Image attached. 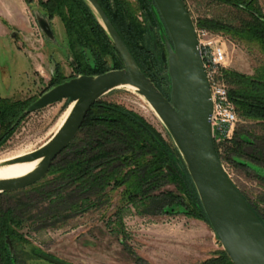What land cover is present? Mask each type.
Segmentation results:
<instances>
[{
  "label": "trees",
  "instance_id": "trees-1",
  "mask_svg": "<svg viewBox=\"0 0 264 264\" xmlns=\"http://www.w3.org/2000/svg\"><path fill=\"white\" fill-rule=\"evenodd\" d=\"M33 1L26 0L29 7ZM211 1L235 8L242 15L237 23L202 16L197 19V26L226 35L235 42L245 44L249 51L257 50L264 55V4L261 0ZM99 2L142 71L169 97L170 90L164 86L166 81L170 84L167 64H164L161 56H157L148 28L149 20L154 27L157 20L164 25L154 0ZM38 3L50 21L55 17L62 21L73 58L71 66L77 75H96L124 66L111 38L86 0H38ZM157 44L159 47L165 45L159 39V34ZM222 75L241 120L264 125V62L252 74L226 67L222 69ZM66 79L62 65L57 63L50 87ZM33 102L32 98L16 100L0 96V145L22 122L19 116ZM257 138L264 140L260 135ZM259 141L253 140L248 132L243 133L236 128L225 146L224 154L219 152L217 146L216 149L221 160L227 159L250 174L246 158L254 163H264L263 142ZM69 150L72 151L67 153ZM170 166L175 168L174 171ZM256 177L264 182V174H257ZM168 184L174 185L175 189L163 190V186ZM23 189L32 190L37 199L48 202L45 211L37 214L41 222L53 221L62 225L66 218L90 205L111 201L112 194L120 190L118 231H123V206L140 201L146 207L151 200L164 197L169 204H186L191 209V215L209 223L193 180L170 136L168 141L138 112L104 99H99L91 107L77 136L56 157L47 175ZM241 192L264 224V194L259 199L263 201L261 205L252 202L247 194ZM29 200L20 201L21 205L16 207L0 206V264H20L16 247L21 242H28L21 228L26 224V211L31 207ZM11 247H15V254ZM202 264L234 263L226 251L220 249Z\"/></svg>",
  "mask_w": 264,
  "mask_h": 264
},
{
  "label": "rangeland",
  "instance_id": "rangeland-1",
  "mask_svg": "<svg viewBox=\"0 0 264 264\" xmlns=\"http://www.w3.org/2000/svg\"><path fill=\"white\" fill-rule=\"evenodd\" d=\"M184 2L195 22L202 16H209L237 23L242 15L235 8L219 5L211 0ZM29 8L31 21L28 19V23L26 22L28 34L27 38H24L28 45L24 42L18 44V34L15 36V31L10 32L11 26L7 18L0 13V96L16 100L32 98L33 102L53 87H50V79L55 73L57 63L62 65L66 80L80 74L77 75L72 69L73 58L60 18L55 17L50 21L45 17V11L38 0H34ZM43 19L48 21L51 35L44 33L39 22ZM5 28L9 31H5ZM148 28L157 56H161L165 45L158 46V34L161 42L165 44L164 35L167 31L160 20H157L156 27L149 20ZM223 36L229 54V68L252 74L254 69L264 62V55L259 51H249L245 44ZM164 86L170 90L167 81ZM101 99L121 103L138 112L169 141L170 135H167L165 126L155 116L144 97L137 92L120 87L106 93ZM68 108V99L33 112L25 113L28 109L26 108L19 116L22 122L0 145V160L16 156L23 151H31L46 142L56 132ZM236 128L243 133L248 132L256 141H259L258 135L264 137V125L243 122L240 116ZM170 139L172 140L171 136ZM260 142H263L261 146L264 148V140ZM246 159L250 174L227 159L222 162L234 182L252 202L263 205V201L259 199L264 194V182L256 176L264 174V163H254ZM170 168L171 171L175 169L172 166ZM162 189L175 188L174 185L168 184ZM112 195L111 201L97 206L88 205V208L72 214L60 225L53 221L41 222L37 214L44 212L49 205L47 201L37 199L32 190L20 189L11 195L1 194L0 206L4 207H16L20 201L23 203L30 199L31 207L26 211V224L21 228L28 242H21L16 247L20 264H54L41 258L40 253L72 264H202L218 250L223 249L208 221L191 215V209L186 204H169L165 197L161 200H151L146 207L140 201L127 207L123 206L121 212L124 226L123 231H118L120 190ZM30 213L32 215L29 216ZM11 251L15 254V247Z\"/></svg>",
  "mask_w": 264,
  "mask_h": 264
},
{
  "label": "water",
  "instance_id": "water-1",
  "mask_svg": "<svg viewBox=\"0 0 264 264\" xmlns=\"http://www.w3.org/2000/svg\"><path fill=\"white\" fill-rule=\"evenodd\" d=\"M108 33L124 66L96 75L81 74L51 87L25 111L40 110L63 99L73 104L59 129L39 147L2 165L33 162L17 178L0 179V193L42 180L56 157L77 136L91 107L113 89L131 85L153 107L177 147L193 180L209 223L234 264H264V224L227 172L214 141L213 102L206 65L198 47L195 21L184 0H154L167 32L161 57L167 64L170 96L146 75L99 0H86ZM51 35L45 19L39 21ZM8 243L10 241L8 240ZM12 250V247H11ZM54 264H72L46 253Z\"/></svg>",
  "mask_w": 264,
  "mask_h": 264
},
{
  "label": "built area",
  "instance_id": "built-area-1",
  "mask_svg": "<svg viewBox=\"0 0 264 264\" xmlns=\"http://www.w3.org/2000/svg\"><path fill=\"white\" fill-rule=\"evenodd\" d=\"M195 28L212 94L214 141L223 155L225 144L233 137L239 122V115L229 94V86L222 75V69L229 65L226 40L222 34L198 27L196 22Z\"/></svg>",
  "mask_w": 264,
  "mask_h": 264
},
{
  "label": "crops",
  "instance_id": "crops-1",
  "mask_svg": "<svg viewBox=\"0 0 264 264\" xmlns=\"http://www.w3.org/2000/svg\"><path fill=\"white\" fill-rule=\"evenodd\" d=\"M0 13H2L8 20L10 24V32L15 31V36L18 37V44L24 42L26 45L27 42L24 39L27 38V29L26 22L28 23V19L30 20V8L26 2V0H0ZM264 4V0H261ZM31 21V20H30ZM9 29L5 28V31H9ZM20 45V44H19Z\"/></svg>",
  "mask_w": 264,
  "mask_h": 264
},
{
  "label": "bare ground",
  "instance_id": "bare-ground-1",
  "mask_svg": "<svg viewBox=\"0 0 264 264\" xmlns=\"http://www.w3.org/2000/svg\"><path fill=\"white\" fill-rule=\"evenodd\" d=\"M123 87L130 88L135 92L137 90L136 87L131 86V85H125ZM73 104L74 103H72L69 106V108L67 109V111L65 112L64 116L62 117L61 121L59 122L57 130L63 124L64 120L68 116ZM148 105L150 106L151 110L156 114V115L155 114L154 115L158 117V115L155 112V110L153 109V107L149 103H148ZM27 152H29V151H23V152L19 153L18 155H22V154H25ZM18 155H16V156H18ZM13 157H15V156H13ZM6 160H9V158L0 160V179H11V178H17L20 176H24L25 174L31 172L39 162V160H37V161H33V162H24V163H16V164H11V165H2L3 162H5Z\"/></svg>",
  "mask_w": 264,
  "mask_h": 264
}]
</instances>
